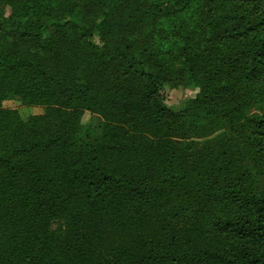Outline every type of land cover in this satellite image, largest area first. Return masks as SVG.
Wrapping results in <instances>:
<instances>
[{"label":"trees","instance_id":"1","mask_svg":"<svg viewBox=\"0 0 264 264\" xmlns=\"http://www.w3.org/2000/svg\"><path fill=\"white\" fill-rule=\"evenodd\" d=\"M260 181L264 0H0V264H264Z\"/></svg>","mask_w":264,"mask_h":264},{"label":"rangeland","instance_id":"2","mask_svg":"<svg viewBox=\"0 0 264 264\" xmlns=\"http://www.w3.org/2000/svg\"><path fill=\"white\" fill-rule=\"evenodd\" d=\"M197 93L193 85H183L179 82L166 84L163 89L164 104L167 108L178 111L184 108L186 102L192 99ZM4 109L15 110L22 119L30 116L44 115L46 109L42 106H21L18 102H7L3 105ZM256 113L261 112L259 107L254 109ZM81 124L91 127L95 135L100 138L103 132L104 123L96 115L85 113L82 117ZM257 188L264 191V181H260Z\"/></svg>","mask_w":264,"mask_h":264}]
</instances>
